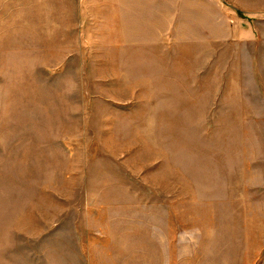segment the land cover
<instances>
[{
    "label": "rangeland",
    "instance_id": "obj_1",
    "mask_svg": "<svg viewBox=\"0 0 264 264\" xmlns=\"http://www.w3.org/2000/svg\"><path fill=\"white\" fill-rule=\"evenodd\" d=\"M110 5L0 0V264H264V0Z\"/></svg>",
    "mask_w": 264,
    "mask_h": 264
},
{
    "label": "crops",
    "instance_id": "obj_2",
    "mask_svg": "<svg viewBox=\"0 0 264 264\" xmlns=\"http://www.w3.org/2000/svg\"><path fill=\"white\" fill-rule=\"evenodd\" d=\"M112 16H116L119 25L134 26L137 17L146 30L159 31L165 17L166 0H110ZM155 26L157 28H155ZM157 29V30H156Z\"/></svg>",
    "mask_w": 264,
    "mask_h": 264
}]
</instances>
